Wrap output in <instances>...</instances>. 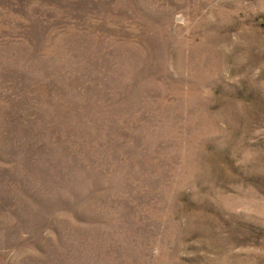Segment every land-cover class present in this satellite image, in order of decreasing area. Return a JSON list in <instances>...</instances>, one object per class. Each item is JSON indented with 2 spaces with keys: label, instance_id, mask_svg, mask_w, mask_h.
Wrapping results in <instances>:
<instances>
[{
  "label": "rangeland",
  "instance_id": "374dc122",
  "mask_svg": "<svg viewBox=\"0 0 264 264\" xmlns=\"http://www.w3.org/2000/svg\"><path fill=\"white\" fill-rule=\"evenodd\" d=\"M0 264H264V0H0Z\"/></svg>",
  "mask_w": 264,
  "mask_h": 264
}]
</instances>
